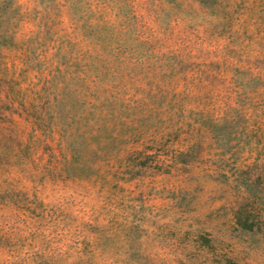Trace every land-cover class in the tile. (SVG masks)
<instances>
[{
    "label": "rangeland",
    "instance_id": "1",
    "mask_svg": "<svg viewBox=\"0 0 264 264\" xmlns=\"http://www.w3.org/2000/svg\"><path fill=\"white\" fill-rule=\"evenodd\" d=\"M0 264H264V0H0Z\"/></svg>",
    "mask_w": 264,
    "mask_h": 264
}]
</instances>
